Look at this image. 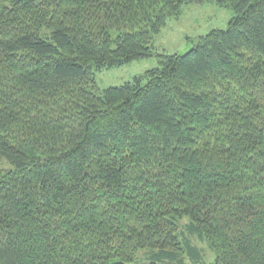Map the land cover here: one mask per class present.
Returning <instances> with one entry per match:
<instances>
[{
    "label": "trees",
    "instance_id": "obj_1",
    "mask_svg": "<svg viewBox=\"0 0 264 264\" xmlns=\"http://www.w3.org/2000/svg\"><path fill=\"white\" fill-rule=\"evenodd\" d=\"M207 1L0 0V264H264V0L95 82Z\"/></svg>",
    "mask_w": 264,
    "mask_h": 264
},
{
    "label": "rangeland",
    "instance_id": "obj_2",
    "mask_svg": "<svg viewBox=\"0 0 264 264\" xmlns=\"http://www.w3.org/2000/svg\"><path fill=\"white\" fill-rule=\"evenodd\" d=\"M234 15L232 9L221 7L214 0L202 4H184L177 17H170L160 31L154 35L153 46L155 55L141 58L120 66L94 69L95 82L99 88L116 86L133 81L135 76H142L146 70L157 67V54H182L190 50L199 36L209 33L213 29H224ZM5 160L0 159V171L9 169ZM184 225L185 222H181ZM194 245L200 249L199 261L196 264H211L214 253L207 241L192 239ZM139 253L137 259H140ZM187 264L190 261H187Z\"/></svg>",
    "mask_w": 264,
    "mask_h": 264
}]
</instances>
